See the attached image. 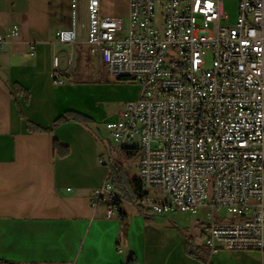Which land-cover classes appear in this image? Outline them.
Wrapping results in <instances>:
<instances>
[{
  "label": "built area",
  "instance_id": "obj_1",
  "mask_svg": "<svg viewBox=\"0 0 264 264\" xmlns=\"http://www.w3.org/2000/svg\"><path fill=\"white\" fill-rule=\"evenodd\" d=\"M236 23L224 0H128L125 19L102 0H73L71 24L58 41L74 44L79 28L106 72L141 86L106 129L118 150L141 152V200L152 213L204 210L205 246L258 251L264 264V0H238ZM20 27L0 33V54ZM53 82H67L74 60L56 51ZM104 161V158H101ZM122 198L107 180L95 210L120 216Z\"/></svg>",
  "mask_w": 264,
  "mask_h": 264
},
{
  "label": "crops",
  "instance_id": "obj_2",
  "mask_svg": "<svg viewBox=\"0 0 264 264\" xmlns=\"http://www.w3.org/2000/svg\"><path fill=\"white\" fill-rule=\"evenodd\" d=\"M70 19L61 0H0V33L20 27L0 54V264H126L131 253L139 264H198L185 252L161 251L151 234L129 231L126 237L121 217L103 216L104 204L93 207L94 191L110 170L91 105L92 84L76 83V76L78 63L97 58L85 37L74 44L58 41ZM56 51L74 60L71 74L63 67L69 80L60 85L53 82ZM69 110L94 121L65 122L50 132L29 129L28 119L51 127ZM55 140L69 147L67 156L56 152ZM253 264H261L260 253Z\"/></svg>",
  "mask_w": 264,
  "mask_h": 264
},
{
  "label": "rangeland",
  "instance_id": "obj_3",
  "mask_svg": "<svg viewBox=\"0 0 264 264\" xmlns=\"http://www.w3.org/2000/svg\"><path fill=\"white\" fill-rule=\"evenodd\" d=\"M61 1L67 3L71 10L73 0ZM78 1L81 2L82 0ZM102 1L104 11L110 15L123 17L125 26L128 27V0ZM224 9L229 16L227 23H236L239 14L238 0H224ZM79 34V38L85 37L84 28H79ZM98 63V59L94 60L91 56L84 60L83 64L78 63L79 72L76 76V83L87 82L92 84L89 88V94L91 105L99 115L98 123L101 130L98 136L101 150L103 151L102 154L105 155V160L108 161L109 170H111L110 163L115 161V169L110 178L112 185L113 183L115 185L116 175L124 176L130 180L138 177L141 152L134 153V155H129V152H134L133 150L117 152L118 144L106 129V122L113 115H121L129 102L138 100L141 94V86L132 80L116 81V78L110 76L105 69H99ZM99 82L106 83L108 87H98L97 83ZM107 149L110 150V156H108ZM116 171L118 173L115 174ZM114 185L113 191L118 194ZM124 209L127 214L126 237L129 236V231H131L132 236L136 231L138 235L141 233L144 236L151 234L154 244L156 243L161 251L173 252V256H180L182 252H185L188 258L195 260L198 264H253L259 258L258 251L235 249H222L212 254L202 240L201 230L207 221L204 210L196 215H186L176 211L165 214L152 213L144 209L141 200L131 201L130 199L124 202ZM131 222H133L132 226Z\"/></svg>",
  "mask_w": 264,
  "mask_h": 264
},
{
  "label": "trees",
  "instance_id": "obj_4",
  "mask_svg": "<svg viewBox=\"0 0 264 264\" xmlns=\"http://www.w3.org/2000/svg\"><path fill=\"white\" fill-rule=\"evenodd\" d=\"M116 81H130L129 79L126 78H118L116 79ZM29 93L27 92V99L29 98ZM21 115L23 117H25L23 111L21 110ZM79 122L82 123L86 126H89L91 123H93V119L86 116L85 114L78 112V111H74V110H69L67 111L64 115H62L61 117H59L53 124V126L51 127H46V126H42L39 123H36L33 120H27L28 125H29V129L32 131H40V132H50L54 129L55 126L61 124V123H65V122ZM55 146V150L56 152L64 157L67 156L70 153V149L67 146L62 145L58 140H55L54 143ZM123 150H127V151H131L133 149H129V148H124ZM134 152H129V155H134V153H140V150L134 149ZM115 161H113L112 165H111V170L109 173V177L108 180L110 181V178L114 172L115 169ZM118 173L117 171L115 172V174ZM114 185V183H113ZM117 188V192L118 195L122 198V200L120 201V216L122 218L123 221V229H124V233H125V226H126V218H127V214L125 212L124 209V202L127 201V199H130L131 201H135V200H142L145 195L147 194V191L143 188L141 181L138 177H134L133 180H130L129 178H125L124 176H120V175H116V180H115V185ZM124 200V201H123ZM193 254V253H192ZM126 264H139V260L137 258V256L134 253H131L127 263Z\"/></svg>",
  "mask_w": 264,
  "mask_h": 264
}]
</instances>
